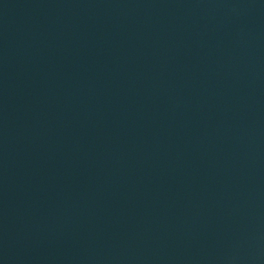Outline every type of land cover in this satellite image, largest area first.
<instances>
[{"label":"water","instance_id":"95a60500","mask_svg":"<svg viewBox=\"0 0 264 264\" xmlns=\"http://www.w3.org/2000/svg\"><path fill=\"white\" fill-rule=\"evenodd\" d=\"M0 264H264V0H0Z\"/></svg>","mask_w":264,"mask_h":264}]
</instances>
